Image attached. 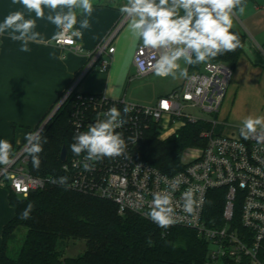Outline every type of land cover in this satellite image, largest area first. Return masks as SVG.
Instances as JSON below:
<instances>
[{
  "label": "built area",
  "instance_id": "obj_1",
  "mask_svg": "<svg viewBox=\"0 0 264 264\" xmlns=\"http://www.w3.org/2000/svg\"><path fill=\"white\" fill-rule=\"evenodd\" d=\"M126 21L122 15L112 30L88 50H84L70 33L54 39L57 46L87 57L86 65L55 105L70 98L69 122L74 134L85 132L97 119H104L102 114L109 108L119 109L127 122L115 131L125 140V153L114 158L85 161V153L76 156L71 151L61 165L62 177L67 178L61 182L62 177L55 180L51 176L31 174L27 167L26 141L14 150L10 164L0 165V185H8L12 192L26 196L32 190L57 182L74 191L113 202L119 214L130 212L151 221L148 213L153 194L172 191L176 222L170 226L193 229L207 241V253L201 264H264V130L256 129L245 138L241 130L219 133L215 130V122L209 121L211 128L201 133L204 145L197 151L185 150L186 164L173 174L161 172L136 155L150 124H154L158 136L165 139L188 122L206 120L198 113L216 112L232 75L228 65L205 62L203 72L188 73L181 87L160 96L151 106L78 90L81 78L94 65L98 63L102 71L108 69L114 51L112 40ZM153 55L138 42L132 58L137 75L154 71ZM125 105L132 109L126 115ZM85 162L91 165L90 171L84 170ZM188 189L193 191L199 204L193 214L185 213L181 206L182 194ZM213 189L224 190L218 225H208L204 218L207 196Z\"/></svg>",
  "mask_w": 264,
  "mask_h": 264
},
{
  "label": "trees",
  "instance_id": "obj_2",
  "mask_svg": "<svg viewBox=\"0 0 264 264\" xmlns=\"http://www.w3.org/2000/svg\"><path fill=\"white\" fill-rule=\"evenodd\" d=\"M231 31L238 35L240 47L209 62H221L232 69L242 57L246 35L235 27ZM203 64L187 65V70L199 71ZM70 113L68 98L38 133L42 141L47 138V143H43L38 166L34 165L32 156L27 152V167L32 175L51 176L55 180L62 177L60 150L64 145L68 155L74 143ZM210 128L211 122L200 119L186 123L162 140L158 138L155 125L150 124L136 155L161 172L173 174L184 168L186 162L182 156L188 147L204 145L201 133ZM8 189L14 216L2 229L0 264H201L205 259L208 243L193 229L161 227L134 213L119 214L113 202L74 191L57 182L32 190L26 196ZM223 199V189L209 192L204 211L208 225L221 223ZM29 204L33 205L31 210H28ZM26 210L28 218L22 219ZM21 226L26 228L25 236L17 256L12 257L8 253V241ZM71 239L83 240L85 249L78 255L64 256L65 247Z\"/></svg>",
  "mask_w": 264,
  "mask_h": 264
},
{
  "label": "clouds",
  "instance_id": "obj_3",
  "mask_svg": "<svg viewBox=\"0 0 264 264\" xmlns=\"http://www.w3.org/2000/svg\"><path fill=\"white\" fill-rule=\"evenodd\" d=\"M19 2L29 13H35L37 18H44V9H49L47 20L58 29L53 39L64 37L68 33L71 37L81 38L83 33L80 29L90 26L88 17L93 12L92 0ZM119 11L128 20L133 43L140 42L144 49L153 52V70L158 77H187V67H182L180 61L184 65L194 66L240 47L239 37L231 29L233 17L245 12L244 0H126V3L119 6ZM78 14L81 18L77 28ZM35 27L36 20L25 19L24 12L16 11L0 22V35L7 32L12 40L20 42V51L28 52L29 43L45 42L39 33L33 31ZM131 110L130 106L125 105L123 112L126 115ZM102 115L104 119H97L87 131L77 132L73 137L71 150L76 156L85 153V161H99L125 153V140L121 133L115 131L127 122L122 118L121 111L111 107ZM257 126L264 127V117L246 118L242 122L241 135L247 138L256 131ZM26 140V150L32 156L34 165L38 166L39 154L43 151V143H47V138L42 141L38 133H29ZM133 142L136 143V140L133 139ZM12 156V144L0 139V165L10 164ZM74 166L77 165L74 163ZM83 167L85 171L91 170V165L87 162ZM66 179L62 177L61 182ZM182 201V209L187 214H193L199 206L191 189L182 194ZM32 207L29 204L28 210ZM148 215L161 227L174 224L176 208L172 191L154 193ZM21 218H28L27 210Z\"/></svg>",
  "mask_w": 264,
  "mask_h": 264
},
{
  "label": "crops",
  "instance_id": "obj_4",
  "mask_svg": "<svg viewBox=\"0 0 264 264\" xmlns=\"http://www.w3.org/2000/svg\"><path fill=\"white\" fill-rule=\"evenodd\" d=\"M92 2L93 12L88 17L90 26L80 29L83 33L81 38L75 37L84 50L93 48L112 30L123 15L119 6L126 3V0ZM244 5L245 12L233 17V27L246 35L243 56L251 64H264V0H244ZM16 11L24 12L25 19L36 20L33 31L39 33L45 42L29 43V51L22 52L19 41L12 40L7 32L0 35V139L11 143L13 152L27 141V134L34 133L41 119L87 61L84 54L71 52L54 43L53 37L58 29L47 20L48 8L44 9V18H37L19 0H0V22ZM80 18L78 14L77 28ZM127 22L112 40L114 51L108 69L102 71L95 69L94 65L81 78L77 87L79 91L124 99L121 92L131 67H134L132 58L138 44L133 43ZM8 188L0 185V246L2 229L14 216V208L8 200Z\"/></svg>",
  "mask_w": 264,
  "mask_h": 264
},
{
  "label": "rangeland",
  "instance_id": "obj_5",
  "mask_svg": "<svg viewBox=\"0 0 264 264\" xmlns=\"http://www.w3.org/2000/svg\"><path fill=\"white\" fill-rule=\"evenodd\" d=\"M180 63L182 67H187L183 61ZM98 66L97 63L95 69H98ZM200 71L203 72V65ZM184 80L185 77L177 79H173L171 76L158 77L154 71L145 75H137L135 68L131 67L121 97H124L125 101L129 103L151 106L156 103L161 94L171 91L175 87H181ZM198 116L215 122V130L224 134L241 130L242 122L248 117H264V64H251L242 55L232 68V75L218 110L212 113L200 112ZM257 129L264 130V127L257 126ZM158 138L161 139L159 136ZM200 147L191 146L187 149H189L188 151H197ZM183 160H186V157H183ZM25 232V227H19L14 237L8 241L10 256H17ZM84 249L83 240L71 239L68 241L63 255L75 256L82 253Z\"/></svg>",
  "mask_w": 264,
  "mask_h": 264
},
{
  "label": "water",
  "instance_id": "obj_6",
  "mask_svg": "<svg viewBox=\"0 0 264 264\" xmlns=\"http://www.w3.org/2000/svg\"><path fill=\"white\" fill-rule=\"evenodd\" d=\"M59 106H60V102L59 104L55 105V107L50 111V113L47 115V117L43 120V122L40 124V126L37 128V130L34 133L40 132V130L44 127V125L47 123V121L50 119V117L54 114V112L58 109ZM65 157H66V148L63 145L60 150L59 159L61 161H64Z\"/></svg>",
  "mask_w": 264,
  "mask_h": 264
}]
</instances>
